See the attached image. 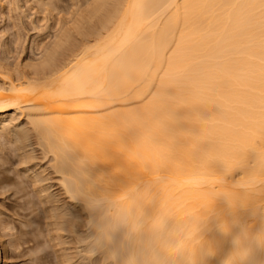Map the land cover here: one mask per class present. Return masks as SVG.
Segmentation results:
<instances>
[{"label":"bare ground","instance_id":"6f19581e","mask_svg":"<svg viewBox=\"0 0 264 264\" xmlns=\"http://www.w3.org/2000/svg\"><path fill=\"white\" fill-rule=\"evenodd\" d=\"M84 2L54 5L94 19L81 38L69 41L68 20L42 5L55 30L37 61L19 72L0 59V128L10 132L9 110H23L12 137L39 146L43 170L86 211L84 253L111 264H264V0ZM131 67L140 71L124 83ZM153 124L152 142L167 149L134 148ZM64 215L53 217L66 228ZM193 226L195 249L170 254Z\"/></svg>","mask_w":264,"mask_h":264},{"label":"rangeland","instance_id":"374dc122","mask_svg":"<svg viewBox=\"0 0 264 264\" xmlns=\"http://www.w3.org/2000/svg\"><path fill=\"white\" fill-rule=\"evenodd\" d=\"M81 1L82 3H84L82 4L81 8H84L83 6L85 5V0H80V3ZM68 2L69 0H0V56L2 57H0V59L5 60L4 62H7L9 64V68L11 70H17L15 68H18L19 72L30 70L31 67L29 64H33L35 61H37V57L42 52V46L45 45V43L48 44L49 41L51 42L53 40L51 34L55 30L54 28H52L53 20H50V18L48 19L47 12H45L43 8H41L42 5L48 6L50 7V9L52 8L51 10L53 14L58 15L59 13H61L59 14L60 17H62V19L68 20L69 23H67L65 27L67 28V25L69 24V41L73 40V36L78 39L80 37V32L83 29L92 26L91 24H93L94 19L82 17L77 15L76 12H73L77 15L76 17L75 14H69L70 12H67V8L60 7L61 9H58L54 6L57 5V3H62L64 5V3L66 4ZM29 6L31 7V9ZM88 19H90L91 21ZM78 25L80 28L78 27ZM81 26H83V29ZM57 27H59V25ZM75 30L77 31L75 32ZM37 44H39L40 46H37ZM28 58H31L32 60ZM9 60L11 61V64L14 62L12 64L13 67L10 64ZM28 60H30V62ZM3 73H5V75H8V73L6 72ZM21 112H23V110H9L8 115L14 117V120L11 123L12 125L10 124V126L8 127V129H10V132L8 130L5 131L0 128V145L4 146L0 147V181H2V183H0V264H111L110 260H103L104 256L100 252H90L93 257H91L89 253H86V243H82L83 241L86 242L87 239H85L87 233V217L85 214L86 211L82 210L79 202L70 199L63 192V190L60 189L58 184L55 183L57 182V178H55L53 174L49 175L47 170H43L45 160L41 157L42 155L39 150V146L37 147V145L32 143L31 140V142L27 141L28 143L26 142V146L23 148L21 147L22 144L14 141V138L12 137L14 128L17 129L25 125V116H23L24 112L22 114ZM5 139L8 141H6ZM28 151L29 153L31 152L30 154H34V157L27 158L26 152ZM35 152L37 155L35 154ZM29 165L31 167H29ZM32 167L34 168V170L32 169ZM36 174L41 175V183H34L33 178ZM48 175L50 176V179ZM30 184L32 185V187ZM40 185H43V187L45 186V192H49L52 194L51 201L46 202L44 200L45 192H39ZM38 193L39 195H37ZM56 212L65 213L64 219L71 218L69 219L71 221L70 226L64 228L61 226V224H57V222H60L61 219H54L55 217L53 216ZM80 227H83V229ZM84 249L86 250L85 253ZM84 254H87L88 256H84ZM90 257L92 258L91 261ZM96 258L100 262H97ZM87 259H89V261Z\"/></svg>","mask_w":264,"mask_h":264},{"label":"clouds","instance_id":"9594fccd","mask_svg":"<svg viewBox=\"0 0 264 264\" xmlns=\"http://www.w3.org/2000/svg\"><path fill=\"white\" fill-rule=\"evenodd\" d=\"M140 70L135 68V67H131L128 69V73L127 76L125 78L124 83H127L128 81H130L135 75L138 74ZM131 118V117H129ZM127 122V121H126ZM158 124H153L151 126V128L149 129V131H147L145 133V135L143 136V138L139 141V143L136 144V146L134 148H136L142 141L147 140L148 142H150L153 145H156L152 142V133L158 128ZM158 146V145H156ZM162 149H167L164 146H158ZM207 163V162H206ZM129 205L126 204V206H124L125 208L128 207ZM196 238H195V227H190L186 230H184L183 232H181L180 234H178L175 238V241L173 243V245H171L168 248V252L170 254H184V253H190L192 252L195 247H196ZM185 264H194V261L192 260L191 256L189 255L185 261Z\"/></svg>","mask_w":264,"mask_h":264},{"label":"snow or ice","instance_id":"6c2138e0","mask_svg":"<svg viewBox=\"0 0 264 264\" xmlns=\"http://www.w3.org/2000/svg\"><path fill=\"white\" fill-rule=\"evenodd\" d=\"M0 147H4L3 145H0ZM0 183H2V181H0Z\"/></svg>","mask_w":264,"mask_h":264}]
</instances>
